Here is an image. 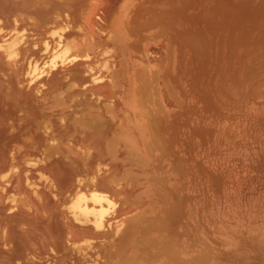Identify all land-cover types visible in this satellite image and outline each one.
Wrapping results in <instances>:
<instances>
[{
  "label": "rangeland",
  "instance_id": "rangeland-1",
  "mask_svg": "<svg viewBox=\"0 0 264 264\" xmlns=\"http://www.w3.org/2000/svg\"><path fill=\"white\" fill-rule=\"evenodd\" d=\"M66 27L81 46L51 72ZM74 109L97 128L60 123ZM14 157L44 205L25 168L4 192ZM95 192L113 204L82 230ZM33 263L264 264V0H0V264Z\"/></svg>",
  "mask_w": 264,
  "mask_h": 264
},
{
  "label": "bare ground",
  "instance_id": "bare-ground-1",
  "mask_svg": "<svg viewBox=\"0 0 264 264\" xmlns=\"http://www.w3.org/2000/svg\"><path fill=\"white\" fill-rule=\"evenodd\" d=\"M64 29H65V32L64 33H59L57 30H53L50 33L51 37L56 39L57 46L62 47V48L64 47V49L61 52H58L57 50H55L54 55L51 57V59L48 60L47 62H45V65L43 67L50 68L51 72H58L61 67H64L66 65L65 64L66 63V59L65 58H66V56H68L67 53L70 52V51H72L75 48H80V46H81L80 41L77 40V39L76 40L75 39L74 40L70 39L71 41L67 42L68 41V40L66 41L67 36L71 33V31L69 30L68 27L63 28V30ZM45 47H46V51L45 52H50L51 49H52L51 48V45H50V43L48 41H46ZM104 53H106V52H104ZM70 58H71V56H70ZM80 59L81 58L79 56H74L68 62L75 63L77 61L79 62ZM85 62L89 66V62L88 61H85ZM76 64H78V63H76ZM30 69L31 70L29 71V75L32 77L31 84H34L36 81H38L39 79L43 78L44 75H45L44 74V70L41 67H39L38 63L32 65L30 67ZM71 72H73V71H71ZM95 81H97V80L95 79ZM46 130H47L48 138H50V136H52L54 134V129H53V126H52L51 123H46ZM11 132L14 133V129L11 130ZM88 151H87V153H88ZM36 160H39V159L36 158ZM31 163H33V162H32V160L30 158V159H27L25 161V164L26 165H24V164L18 165L17 164V158L14 157L13 158L12 166L9 169L7 168V170H6V167H4L1 170L3 172H5V171L6 172H9L10 171V174L7 176V178H6V176H1V183L4 185V192L5 193H8L9 190L12 188L13 182L15 181V179L22 174V171H23L24 168L27 169L26 170V175H25V178H26V187H27L28 190L33 191V194H34L35 199L40 204L44 205V202L45 201H44V197L42 195V192H40L39 190H37V188L40 189L39 188L40 186L39 185H36V183H35L34 186L35 187L37 186V188L33 187L34 181L30 180V173L31 172L29 171V168H30L29 166L31 165ZM36 165H37V163H36ZM38 167H36V168H38ZM40 171L41 170H38V175L41 176V179H44V180L47 179V181L49 180L48 181V184H50V189L52 190V194L54 195V200L58 201V199H59V196L58 195L61 193V191L58 189L57 186H55V183H54V180L52 179V177L42 178V176H44V175L43 174L41 175ZM39 180H40V178H39ZM31 181L33 182V184L31 183ZM47 181H45V182L43 181L44 184ZM84 186H86V187L87 186L93 187V186H95V183H94L93 180L80 181L78 183L79 189H81ZM16 194L17 193H12L9 196V198H8V204L12 206L11 209L9 210V213L11 214L12 217L15 216V215H17L19 213V207H17V204L15 203L18 200L14 198V196ZM21 197H22V195H20V198H19V201L18 202L21 203L22 205H24V200L25 199L23 200ZM105 201L108 202L110 205L113 204V202L105 194H103V193L95 192L91 197H88L85 194L80 195L79 198L76 200V202L73 201L74 204L72 206V209H73L72 211H74L75 213H73V217H71L72 219L71 218L70 219L71 220H74L75 222H78L79 223L78 225L80 226V228L82 230H85L88 227V225H90V224H94L95 226L100 227L101 224L104 221L103 220L104 219V216L107 214V208L105 206H102L103 202H105ZM26 202H27V200H26ZM100 204H101V207L98 208L97 206L100 205ZM90 216H93V218H91ZM83 226H85V227H83ZM23 230H25V229H23ZM33 264H36V263H33Z\"/></svg>",
  "mask_w": 264,
  "mask_h": 264
},
{
  "label": "crops",
  "instance_id": "crops-1",
  "mask_svg": "<svg viewBox=\"0 0 264 264\" xmlns=\"http://www.w3.org/2000/svg\"><path fill=\"white\" fill-rule=\"evenodd\" d=\"M114 78V77H113ZM74 82V84L73 85H71V88H73V90L74 91H76V89H77V87L78 88H80V84H77L75 81H73ZM114 82H115V88H117L118 87V83H117V81H116V79H114ZM86 85V84H85ZM98 87V86H97ZM100 87V89H101V87L102 86H99ZM98 87V88H99ZM92 88V87H91ZM94 88V87H93ZM98 88H96V89H98ZM83 89L84 90H87V89H85V86H83ZM80 90V89H79ZM98 91V90H97ZM92 96H93V98L95 99L94 101L95 102H99L101 99H104L101 95L99 96V95H97L95 92H92ZM97 104V103H96ZM70 116H73V121H72V123H73V125H75L76 127H78V128H81L82 130H83V132H85L86 130L85 129H94V128H97V123H95L96 122V120H95V118H93V117H91V118H88V119H86L84 116H81V115H79V112L76 110V109H74L72 112H71V114H68V115H63V116H60V118H59V121H60V123H64V122H62V120L65 118L66 120L65 121H67L68 123L71 121L70 120ZM61 119V120H60ZM63 127V126H62ZM59 144V143H58ZM128 146H129V150H130V152L131 151H134V149H133V147H132V144L131 143H128ZM50 148V147H49ZM48 148V149H49ZM47 150V149H46ZM87 150H89L90 151V156L91 157H86V155H85V151L87 152ZM56 151H58V152H60L61 153V158L63 157V158H65V160L66 161H68V160H70L69 159V157L67 156V155H64V153H62L60 150H59V145H58V148L56 149ZM83 154H84V156L86 157V162H88V164L91 162V159L93 158V156H94V151L92 150V148L89 146L86 150H84L83 151ZM130 155H131V160H133V161H135V162H139L138 161V159H137V157L135 156V152H131L130 153ZM60 158V159H61ZM104 167H107V165H105ZM79 178V177H78ZM84 178H86V179H89V178H91V177H84ZM97 178V177H96ZM114 182H117V181H114ZM99 182H98V178H97V184H98ZM137 221V216L136 215H133L132 217H128L127 219H126V223H127V225H130L131 223H135ZM93 234V233H92ZM88 235V234H87ZM123 235H124V233H122V235L120 236L121 238L123 237ZM88 236H90V235H88ZM95 236V235H94ZM91 237H93V236H91Z\"/></svg>",
  "mask_w": 264,
  "mask_h": 264
}]
</instances>
